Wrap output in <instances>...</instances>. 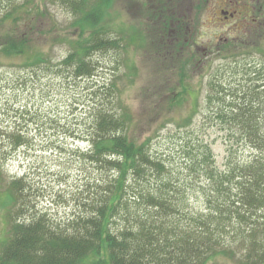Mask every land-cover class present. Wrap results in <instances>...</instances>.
I'll list each match as a JSON object with an SVG mask.
<instances>
[{"label": "trees", "instance_id": "16d2710c", "mask_svg": "<svg viewBox=\"0 0 264 264\" xmlns=\"http://www.w3.org/2000/svg\"><path fill=\"white\" fill-rule=\"evenodd\" d=\"M45 1L73 16L70 26L78 35L76 40H61L70 52L57 64V72L41 48L31 54L36 41L32 33L38 42L47 38L48 2L0 0V28L5 29L1 50L10 57L30 55L25 66L54 72L56 77L92 80L98 71L93 56L124 47L123 37L111 39L103 28L114 0ZM161 2L173 6L171 0ZM169 26H162L164 40L159 41L167 45L174 40V47L178 42L183 46L182 21L170 19ZM255 33L257 45L249 43L253 37L248 34L231 51L236 63L247 60L244 66L253 68L245 74L235 72L242 78L230 84L211 79L205 104L184 80L185 64L172 47H160L166 55L158 66L174 70L178 82L156 92L152 87L142 91L146 100L193 104L192 114L181 119L184 128L193 126L204 106L203 116L210 122L206 128L229 145L223 170L211 146L190 134L184 175L165 156L153 153L150 138L139 140L136 132L141 127L118 101L115 83L101 90L94 87L86 111L89 127L75 132L89 146L82 158L105 176L95 183L99 192L94 202L82 215L55 223L46 215L29 214L35 207L29 204L26 180L14 179L5 200L17 211L8 216L11 228L2 244L0 264H208L228 255L239 264H264V29ZM250 59H257L256 68ZM24 137L14 133L10 149L26 143ZM193 195L204 202L203 210L189 212Z\"/></svg>", "mask_w": 264, "mask_h": 264}, {"label": "rangeland", "instance_id": "374dc122", "mask_svg": "<svg viewBox=\"0 0 264 264\" xmlns=\"http://www.w3.org/2000/svg\"><path fill=\"white\" fill-rule=\"evenodd\" d=\"M38 1L41 5L48 2ZM171 1L173 6L162 5L161 0H114L103 28L111 39L123 37L124 47L93 56L98 71L92 80L56 77L54 72L25 66L30 55L10 57L0 48V252L11 228L8 216L17 211L5 200L6 188L14 179L26 180L29 204L35 207L29 214L46 215L55 223L63 224L82 215L86 206L94 202L99 192L95 183L105 176L82 158L89 146L75 137V132L89 127L86 111L91 106L94 87L101 90L103 85L115 83L118 101L132 113L135 125L141 127L136 132L139 140L150 138L153 153L165 156L184 175V154L191 143L190 134L211 146L218 167L224 169L229 145L223 138L216 140L218 136L206 128L210 122L207 115L203 116L204 106L193 126L187 129L181 119L192 114L193 104L185 101L184 106H175L172 100L163 98L160 102L156 97L146 100L142 91L152 87L156 92L158 87L174 86L180 78L174 70L166 72V68L158 66L166 55L160 49L163 46L172 47V53L183 60L184 80L201 95V104H205L211 79L226 84L241 79L235 72L249 73L253 67L244 66L247 60L236 63L231 51L239 43L236 41L248 34L253 37L250 44L257 41L253 31L264 29V0H229V8L225 0ZM47 7L52 18L47 24V38L44 43L38 42L37 35L32 33L36 41L31 54L41 48L51 59V69L57 72V64L70 52L61 40H76L78 35L70 26L74 18L65 8L49 2ZM233 9L234 18L225 19L220 13ZM178 18L184 24L183 46L178 42L174 47V40L167 45L161 43L162 26H169L170 19ZM4 30L0 28V37ZM250 60L256 68L257 59ZM14 133L25 136L26 143L11 150L9 138ZM199 201V196L191 197L189 212L205 208L204 202ZM208 264H239V260L228 255Z\"/></svg>", "mask_w": 264, "mask_h": 264}, {"label": "flooded vegetation", "instance_id": "af4514ba", "mask_svg": "<svg viewBox=\"0 0 264 264\" xmlns=\"http://www.w3.org/2000/svg\"><path fill=\"white\" fill-rule=\"evenodd\" d=\"M227 1V0H226ZM229 1V0H228ZM230 3V2H229ZM229 8L230 7V4L227 5ZM222 12V15L224 16L225 19H229V18H234L235 17V10L233 13L231 12H227V11H224V10H220V13Z\"/></svg>", "mask_w": 264, "mask_h": 264}]
</instances>
